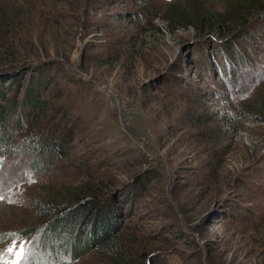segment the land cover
Returning a JSON list of instances; mask_svg holds the SVG:
<instances>
[{
	"label": "rangeland",
	"instance_id": "374dc122",
	"mask_svg": "<svg viewBox=\"0 0 264 264\" xmlns=\"http://www.w3.org/2000/svg\"><path fill=\"white\" fill-rule=\"evenodd\" d=\"M243 2L0 0V251L11 233L34 264H264V0L206 19ZM74 194L114 217L115 249L41 244Z\"/></svg>",
	"mask_w": 264,
	"mask_h": 264
},
{
	"label": "trees",
	"instance_id": "16d2710c",
	"mask_svg": "<svg viewBox=\"0 0 264 264\" xmlns=\"http://www.w3.org/2000/svg\"><path fill=\"white\" fill-rule=\"evenodd\" d=\"M259 4L260 2L258 3L257 0H246L238 10H233L231 5H225L216 13L209 12L206 19L219 23L224 20V14H230L233 21H244L246 16L255 8L257 9ZM194 12H197L196 9ZM190 16L194 18L198 16V12L193 15L190 14ZM3 70H5L6 75L9 74L7 73L10 71L9 69ZM15 76H9L10 82L16 79ZM42 90L40 81H37L34 93L30 89L27 90L24 103L31 107L28 106V112L39 109L40 107L42 108L41 99L44 96V91L42 92ZM14 102H12L13 105L10 104L9 106L0 104V144L7 141L2 130L14 114ZM65 140L67 139L63 134H58L55 137H51V140L47 144L55 150H60L59 148L65 145ZM43 143L45 142L43 141ZM78 195L74 194L69 196L68 199L58 203L56 206L54 205V208L51 210L47 209L40 216L43 222H45L41 226L40 231L41 244L45 248L48 247L51 252H56L60 250L59 248L64 249L73 259L83 256L91 250L110 252L115 249V237L118 229L114 217L110 215L105 207H99L96 200L95 202L83 200ZM32 230H36V228ZM27 234H29L28 231H24L22 236Z\"/></svg>",
	"mask_w": 264,
	"mask_h": 264
},
{
	"label": "snow or ice",
	"instance_id": "6c2138e0",
	"mask_svg": "<svg viewBox=\"0 0 264 264\" xmlns=\"http://www.w3.org/2000/svg\"><path fill=\"white\" fill-rule=\"evenodd\" d=\"M3 197L0 196V199ZM12 237V243L6 249L0 251V264H34L31 259L32 249L28 242H21L17 234H8ZM3 237L0 236V240Z\"/></svg>",
	"mask_w": 264,
	"mask_h": 264
}]
</instances>
